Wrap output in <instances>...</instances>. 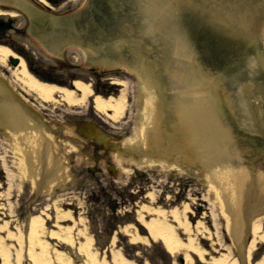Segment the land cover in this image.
<instances>
[{
  "label": "rangeland",
  "instance_id": "374dc122",
  "mask_svg": "<svg viewBox=\"0 0 264 264\" xmlns=\"http://www.w3.org/2000/svg\"><path fill=\"white\" fill-rule=\"evenodd\" d=\"M1 56L6 59L7 53ZM108 75L118 83L107 82L101 97L114 100L124 96L126 102L118 114L114 109L107 110L106 120L96 114L100 111L95 109L96 100H70L65 91L53 93L51 98L39 97L38 107L55 111L46 115L57 120L86 119L113 134L129 135L142 115V84L126 68ZM79 110L88 113L81 115ZM4 132L0 129V264H121L122 260L131 264H240L231 226H236L238 218L243 220L242 208L236 213L227 210L212 176L188 173V190L184 191L178 175L161 162L152 165L144 159L138 163L135 158L110 150L108 164L118 174L108 172L105 193L100 192L95 178L84 181L69 177L60 184V192L52 194L55 184L46 182L39 190L40 180L23 160L18 140ZM76 161L94 165L93 160L80 157ZM156 171L158 175H154ZM80 186H85L81 189L85 195L79 193ZM34 217L44 220V232L40 227L32 233ZM251 230L257 241L247 252V263H263L264 214L251 221ZM51 232L70 234L73 242L52 236ZM38 242H45L46 248Z\"/></svg>",
  "mask_w": 264,
  "mask_h": 264
},
{
  "label": "flooded vegetation",
  "instance_id": "af4514ba",
  "mask_svg": "<svg viewBox=\"0 0 264 264\" xmlns=\"http://www.w3.org/2000/svg\"><path fill=\"white\" fill-rule=\"evenodd\" d=\"M128 1L0 0V48L6 51L0 52V74L40 115L55 111H42L38 107L39 93L26 83L30 77L43 84L55 86L56 94L58 91L68 90L76 99L84 97L81 85H87L91 92L85 96L89 101H95L97 96H101L100 91L106 89L107 82H117L115 77L108 75L110 72L123 66L130 67V64L124 62L108 64L106 58H117L120 48L130 61L136 58L133 53L139 46L140 29L137 25L140 10L138 3L130 0L134 9L129 12ZM129 21H133V25L136 26H129ZM195 24L193 29L172 32L176 35L172 38L173 41L172 39L170 41L169 33L165 34L164 43L158 38L160 42L153 45L151 38L143 37L144 40L151 41L152 46L158 47V51L160 47L163 48L167 63L163 73L164 93L171 95L172 92L181 89L184 86L182 85L184 72L191 65L199 64L210 66L215 74L221 77L230 95L234 97L240 95L238 87L247 86L248 95L261 104L260 96H264V67L256 59L257 51L253 45L245 47L224 31L207 29L202 18H198ZM179 33L183 34L181 44H177ZM4 53H7L6 59H2L1 55ZM189 59L195 62L187 66ZM164 101L167 112L162 125L158 124V148L148 149L141 146L137 139L131 146H120L111 140L103 127L92 121L78 123L71 132H63L64 127L59 126L54 131L55 139H52V142L58 146L60 152L65 153L64 157L67 159L61 162L60 167L65 168L73 179L85 181L89 177L95 178L101 186L100 192L105 193L108 174H118V170L108 164L110 150L121 148L132 153L138 163L144 162L145 155L154 160L165 159L168 164L172 162L170 166L166 163H163V166L178 175V184L187 191L188 173L208 174L203 164L205 156L203 134L199 130L198 121L178 123L177 115L173 113V109L170 110L172 105L169 106L168 101ZM252 102L254 106L258 105L257 101ZM178 103L180 99H174V109ZM77 112L81 115L88 113L80 110ZM96 114L106 120L100 112ZM210 142L209 152L214 154L218 147L214 145L213 139ZM72 147L74 150H71ZM64 148L69 149L65 151ZM76 157L93 160L94 165L78 164ZM226 160L227 163H235L239 159L230 153ZM157 163L151 162L152 165ZM29 167L32 171L36 169L39 175L45 172L44 166L42 168V165L37 163H32ZM139 175L140 178L143 177L141 173ZM154 175H158V172H154ZM84 185H87V182ZM60 189L57 187L58 191ZM66 189L64 188V191H67ZM81 189H86L85 186H80L78 190L85 195ZM131 190L134 192L135 189ZM240 238L245 245L251 241L248 224L244 226Z\"/></svg>",
  "mask_w": 264,
  "mask_h": 264
},
{
  "label": "water",
  "instance_id": "95a60500",
  "mask_svg": "<svg viewBox=\"0 0 264 264\" xmlns=\"http://www.w3.org/2000/svg\"><path fill=\"white\" fill-rule=\"evenodd\" d=\"M134 1L138 3L140 10L137 25L141 30L139 33L145 34L146 36L144 37L151 38L152 45L153 43L158 44L160 42L157 40L153 41L154 37H151L152 35L159 36L161 43H164L166 40L165 34L169 33L171 35V41L176 36L173 35L175 30L193 29L196 26L194 23H185L186 20L195 22L198 18H202L205 21L204 27L207 29L215 28L224 31L226 35L234 37L240 43L244 44L245 47L253 45V48L257 51L256 59L264 67V36L262 37L264 0ZM113 6L116 8L114 4ZM128 7L129 12L134 9L133 3L130 0L128 1ZM202 16H206L204 17L205 19ZM129 26L135 27L136 25H133V21H129ZM182 36V33L178 34L177 44L182 43ZM138 44L139 46L134 49L133 54L136 55V58L133 61L125 57L124 53L121 52V48L118 49L119 53L117 58H106L108 64L111 62H125L128 63L127 65L130 64V67L123 66L122 68H126L137 75L144 93L142 115L135 131L125 136L116 135L107 131L111 140L119 143L120 146H131L137 139V142H140L141 146L147 147L148 149L158 148L159 140L157 137V129L164 122L163 119L167 112H165L167 109L164 100L168 101L169 106L172 105L170 106V110L173 109V113L177 115L178 123L184 124L198 121L199 130L203 134L209 132L208 141L209 139L215 141L213 134L210 135L213 126H216V123H218L219 127L223 128V120L228 119L231 114L235 115L238 112L236 109H240V113L244 114V116H237L238 114H236L237 123L242 124L241 126H247L246 123L251 124L252 129L264 137V126L261 124L262 121L264 122V96H260V104V101L252 99L248 95L247 86H239L238 92L240 90L241 93L234 97L230 95L226 85H223L221 77L217 76L210 66L205 67L204 65L196 64L187 68V71L184 72L182 77V85L184 86L172 92L171 95H168L166 92L164 93L163 86V73L167 67L163 48L160 47L158 51V47L152 46L151 41L144 40L142 37H140ZM192 62L193 59H189L186 65H190ZM254 85L252 82V86ZM176 98L180 99V103L176 104L174 109L173 102ZM253 100L258 103L255 106L256 109L251 107ZM209 110H211L210 114ZM43 118L47 119L53 126L64 127L63 132H71L78 123L90 121L86 119L57 120L45 114H43ZM153 123L154 125H152ZM0 127L11 132L25 131L22 133H13V135L19 142L29 170V165L36 163L38 160L39 165L44 166V171L47 174L50 169L48 165L52 162H57V157L64 161L67 160L64 157L65 153L60 152L58 146L48 139V137L55 139L54 133L47 134L41 129L33 130L39 127L50 129V127L31 106L19 97L1 75ZM183 128L185 127L183 126ZM242 146L241 148L243 150L238 149L234 151L237 160L239 159L238 161L231 163L225 169L219 166V171L218 168H214L212 171L215 173L213 172L214 174H212L235 196L242 199L254 200V197H261L264 192V147L249 143H244ZM68 149L64 148L65 151ZM115 150L124 156L135 158L132 153L125 152L121 148ZM31 152H35L38 157L32 153L28 155L29 158L27 159L26 154ZM143 159L150 158L145 155ZM208 160H210V157ZM33 169L35 168L33 167ZM30 172H34L32 173L34 177H40L36 169L34 171L30 170ZM58 178L59 175L56 174L55 179ZM47 183H53V180H49ZM242 264H246L244 259H242Z\"/></svg>",
  "mask_w": 264,
  "mask_h": 264
},
{
  "label": "bare ground",
  "instance_id": "6f19581e",
  "mask_svg": "<svg viewBox=\"0 0 264 264\" xmlns=\"http://www.w3.org/2000/svg\"><path fill=\"white\" fill-rule=\"evenodd\" d=\"M0 52H6L5 49L3 48H0ZM23 71H25V69H23ZM26 83L31 86L33 89L37 90L38 93H39V96L41 98H51L54 91L56 90L55 89V86L53 85H47V84H43L37 80H35L34 78L30 77ZM81 88L83 89L85 95L90 93L91 92V89L89 86L87 85H81ZM66 92V96L68 99L70 100H75L76 98L73 96V94L68 91V90H65ZM84 95V98L86 97ZM125 102H126V99L124 96H121L119 98H116L113 100V98L107 100V99H103L102 97H97L96 98V105H97V108H99L100 110L102 111H110L112 109L115 110V114H118L119 112H121L124 108V105H125ZM12 139L14 140H17V138L13 135V134H10L9 135ZM23 160H24V157H22ZM171 164V163H170ZM213 177V181L215 182V185L217 186V188L220 190V194L223 196L224 200H225V203H226V206H227V210L230 212V213H236L238 211H240V206L242 208V212L244 210V208L246 207V209H250L249 206L251 204V202L253 200H249L248 202L246 201H242V198H240V201L238 200V197L235 196L234 194H232L223 184L222 182L217 178L215 177L212 173L211 175ZM228 190V192H227ZM230 194V195H228ZM239 207V208H238ZM241 212V211H240ZM43 223H44V220L42 218H39V217H34L33 220H32V233H37L38 232V228L42 227L41 229V232H44L43 231ZM234 223L236 224V226L234 227L233 229V234L234 236H236V239L237 238H240V236L242 235L243 231V227H244V223H242L241 221H239V218L234 221ZM255 229L258 231L260 229V225H256L255 226ZM66 233V232H64ZM42 234V233H41ZM51 235L52 236H58L59 238H64L65 240H68L70 242H73V238L71 237V235L69 234H63V233H56V232H51ZM166 239H168L166 237ZM256 239H252V241L250 242L249 244V248H248V253L251 252V250L255 247L256 245ZM45 242H38V244L42 247V248H46V245L44 244ZM34 253V252H33ZM95 257V256H93ZM59 259L62 260V261H65V259H63V257L61 255H59ZM92 260H95L92 259ZM91 260V261H92ZM225 262V259L224 261ZM121 264H131L129 263L128 261L126 260H122V262L120 261ZM234 262H230V264H234ZM259 264H264L263 263H259Z\"/></svg>",
  "mask_w": 264,
  "mask_h": 264
}]
</instances>
